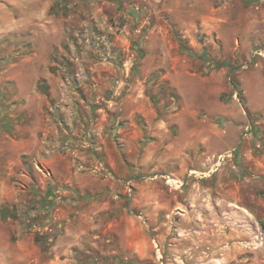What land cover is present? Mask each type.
<instances>
[{
    "label": "rangeland",
    "instance_id": "obj_1",
    "mask_svg": "<svg viewBox=\"0 0 264 264\" xmlns=\"http://www.w3.org/2000/svg\"><path fill=\"white\" fill-rule=\"evenodd\" d=\"M255 49L264 0H0V264H264Z\"/></svg>",
    "mask_w": 264,
    "mask_h": 264
},
{
    "label": "built area",
    "instance_id": "obj_2",
    "mask_svg": "<svg viewBox=\"0 0 264 264\" xmlns=\"http://www.w3.org/2000/svg\"><path fill=\"white\" fill-rule=\"evenodd\" d=\"M253 55L254 56H264V50L263 49H255L254 51H253ZM161 177H163L166 181H167V183H170L169 182V176L168 175H161ZM176 183V182H175ZM174 183V184H175ZM261 240H262V237H261Z\"/></svg>",
    "mask_w": 264,
    "mask_h": 264
},
{
    "label": "water",
    "instance_id": "obj_3",
    "mask_svg": "<svg viewBox=\"0 0 264 264\" xmlns=\"http://www.w3.org/2000/svg\"><path fill=\"white\" fill-rule=\"evenodd\" d=\"M243 135L244 134H241V136H240V143L238 144V146L234 150L230 151L231 154H236L239 151V149L242 145ZM222 159H223V157L220 158V160H222Z\"/></svg>",
    "mask_w": 264,
    "mask_h": 264
},
{
    "label": "bare ground",
    "instance_id": "obj_4",
    "mask_svg": "<svg viewBox=\"0 0 264 264\" xmlns=\"http://www.w3.org/2000/svg\"><path fill=\"white\" fill-rule=\"evenodd\" d=\"M222 157H224V155H222ZM219 162V161H218ZM218 162H217V164H218ZM214 170V169H213ZM169 182H172L173 184L176 182V180L175 179H173V178H171L170 176H169Z\"/></svg>",
    "mask_w": 264,
    "mask_h": 264
}]
</instances>
